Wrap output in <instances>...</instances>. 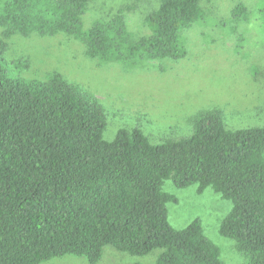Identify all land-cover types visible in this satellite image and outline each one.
Returning a JSON list of instances; mask_svg holds the SVG:
<instances>
[{"label":"trees","instance_id":"16d2710c","mask_svg":"<svg viewBox=\"0 0 264 264\" xmlns=\"http://www.w3.org/2000/svg\"><path fill=\"white\" fill-rule=\"evenodd\" d=\"M202 1L158 0L143 16L147 33L135 37L122 9L84 27L92 0H0V28L5 38L63 34L90 59L130 68L183 59V31L207 20ZM254 11L264 40V0ZM248 17L243 3L230 11L236 23ZM7 48L0 39V264L63 255L96 263L106 245L138 256L161 249L153 264H224L198 218L171 226L167 204L176 197L166 180L229 200L219 233L247 264H264V124L230 129L209 108L187 135L154 143L134 127L105 140L96 96L57 71L14 74L21 64Z\"/></svg>","mask_w":264,"mask_h":264},{"label":"rangeland","instance_id":"374dc122","mask_svg":"<svg viewBox=\"0 0 264 264\" xmlns=\"http://www.w3.org/2000/svg\"><path fill=\"white\" fill-rule=\"evenodd\" d=\"M158 0H92L83 16L84 27L122 9L135 37L147 33L144 14ZM243 3L249 17L234 22L230 11ZM256 0H203L207 20L183 31L187 48L183 59L147 61L134 67L100 63L84 53L83 45L63 34L41 37L12 34L0 39L9 61L20 62L14 74L44 79L57 71L91 92L103 105L106 126L102 137L111 140L120 128H139L158 143L190 133L193 117L217 108L230 129L264 124V40L255 14ZM163 190L176 197L167 204L168 221L182 228L198 218L203 232L219 248L224 264H247L233 240L219 233L230 202L210 187L177 188L170 180ZM161 249L138 256L106 245L96 263L82 256L63 255L40 264H153Z\"/></svg>","mask_w":264,"mask_h":264}]
</instances>
